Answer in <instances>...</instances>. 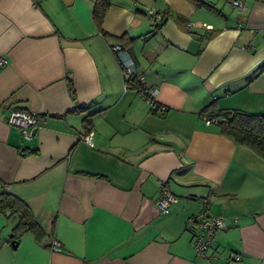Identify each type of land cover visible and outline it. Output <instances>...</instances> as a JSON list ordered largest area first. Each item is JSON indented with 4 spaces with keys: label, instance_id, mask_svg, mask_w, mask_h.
Instances as JSON below:
<instances>
[{
    "label": "crops",
    "instance_id": "1",
    "mask_svg": "<svg viewBox=\"0 0 264 264\" xmlns=\"http://www.w3.org/2000/svg\"><path fill=\"white\" fill-rule=\"evenodd\" d=\"M95 1L0 0V183L47 232L14 248L17 221L0 214V264H264V158L201 116L214 102L264 114V0H110L103 32ZM116 44L167 111L124 88ZM14 110L40 114L33 140ZM163 190L175 200L160 213ZM203 212L228 224L217 260L186 228Z\"/></svg>",
    "mask_w": 264,
    "mask_h": 264
},
{
    "label": "built area",
    "instance_id": "2",
    "mask_svg": "<svg viewBox=\"0 0 264 264\" xmlns=\"http://www.w3.org/2000/svg\"><path fill=\"white\" fill-rule=\"evenodd\" d=\"M229 3L238 10H244L246 8L245 0H228ZM149 13L157 21H161V16L157 15L154 10H149ZM254 47V45H252ZM111 50L116 55L123 76L124 88L130 89L131 83H137L135 90L142 96L146 101L148 106L154 112H165L167 107L160 104L157 100L158 91L155 88L148 87L145 81L144 75L137 71L136 62L131 54L125 50L122 45L116 44L111 46ZM7 63L6 59L0 58V67H3ZM40 114L37 112L14 110L11 111L8 118V123L11 126L18 127L22 133L24 140H33L36 136L37 123ZM215 120L206 118L207 124L215 123ZM83 141L89 146H93L94 143L93 133L82 137ZM174 195L168 191L163 190L162 194L157 202L158 209L160 213L166 212L170 206L174 203ZM202 203L207 206L208 200L204 198ZM234 222H238V218L234 217ZM227 221L223 216H215L203 212L198 217H192L187 221L186 228L191 231L193 235V245L196 252L204 257L207 261L217 260V255L213 253V247L215 246V235L218 231H221L227 227ZM52 249L54 251H61V243L55 241L52 244ZM243 258L242 252H236L229 255L227 261L228 263H239Z\"/></svg>",
    "mask_w": 264,
    "mask_h": 264
},
{
    "label": "trees",
    "instance_id": "3",
    "mask_svg": "<svg viewBox=\"0 0 264 264\" xmlns=\"http://www.w3.org/2000/svg\"><path fill=\"white\" fill-rule=\"evenodd\" d=\"M195 2L201 6H210L205 1L195 0ZM110 6V0H96L94 4L93 18L102 32V24ZM167 19L168 17L164 15L162 20L158 22L156 28L160 29ZM176 19H178V21L182 20L178 16H176ZM125 39L126 36L121 37L122 41ZM122 45L125 49L127 48L125 44ZM137 86V83H131L130 88H136ZM71 91L74 93L73 88H71ZM150 110L152 111L151 108ZM152 112L156 113L154 111ZM201 116L211 120H217L216 122L221 127V131L224 135L231 138L234 142L250 148L264 158V114L250 113L236 109H220L214 102L201 111ZM0 187H2L0 192V214L5 215L9 220L17 221L13 229L11 243L13 241L15 244H19L24 235L32 234L39 243L44 244L47 232L38 222L32 208L22 198L10 193L6 189L5 184L0 183ZM7 212H10V214L7 215ZM54 232L55 220H53L50 235H54ZM48 246L49 245H47V247Z\"/></svg>",
    "mask_w": 264,
    "mask_h": 264
},
{
    "label": "water",
    "instance_id": "4",
    "mask_svg": "<svg viewBox=\"0 0 264 264\" xmlns=\"http://www.w3.org/2000/svg\"><path fill=\"white\" fill-rule=\"evenodd\" d=\"M9 214H10V212H7V215H9ZM11 245H12L14 248H16V247L18 246V244H15L13 241H12Z\"/></svg>",
    "mask_w": 264,
    "mask_h": 264
}]
</instances>
